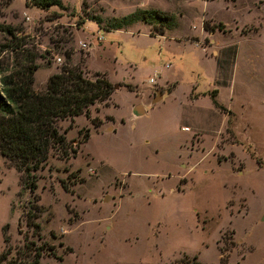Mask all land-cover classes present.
Wrapping results in <instances>:
<instances>
[{
	"label": "rangeland",
	"instance_id": "obj_1",
	"mask_svg": "<svg viewBox=\"0 0 264 264\" xmlns=\"http://www.w3.org/2000/svg\"><path fill=\"white\" fill-rule=\"evenodd\" d=\"M149 9L167 18L101 28ZM7 27L36 90L66 62L116 87L58 121L73 151L35 188L0 154L1 264H264V0H0L5 73Z\"/></svg>",
	"mask_w": 264,
	"mask_h": 264
},
{
	"label": "trees",
	"instance_id": "obj_2",
	"mask_svg": "<svg viewBox=\"0 0 264 264\" xmlns=\"http://www.w3.org/2000/svg\"><path fill=\"white\" fill-rule=\"evenodd\" d=\"M28 1L42 9L59 4V0ZM150 16L159 20L167 18L157 10H141L117 18L101 28L107 31L120 29L137 18L149 22ZM96 23L99 21L96 20ZM163 29L164 24L158 32L162 34ZM6 30L10 36V43L6 46L20 53L21 60L6 73L0 70V154L13 162L15 168L22 172L27 186L33 189L36 187L35 171L44 166L52 153L68 159L73 151L60 131L58 121H72L79 114L88 116L90 105L107 102L114 87L104 75L96 72L93 78H88L79 66H70L66 62L47 77L42 90H36L33 83L34 71L38 67L35 62L37 55L23 48L21 38L13 29L7 27ZM64 55L66 61L69 60L70 53L65 51ZM213 102L216 103L215 100ZM86 137L87 134H84L83 139ZM34 226L38 227L37 224ZM4 240L7 241V238ZM24 246L27 247V244ZM39 250H35L30 259L18 264H41ZM7 253L0 254V261L6 258Z\"/></svg>",
	"mask_w": 264,
	"mask_h": 264
},
{
	"label": "built area",
	"instance_id": "obj_3",
	"mask_svg": "<svg viewBox=\"0 0 264 264\" xmlns=\"http://www.w3.org/2000/svg\"><path fill=\"white\" fill-rule=\"evenodd\" d=\"M95 37H96V40H101L103 38V34H97ZM79 44L81 47H86V48H88L91 45V43H88L85 41H80ZM56 59H57V61H59L60 57H57ZM164 66H169V64H165ZM158 75H159V70L154 69L152 74L148 78V82L151 84H154L155 79L158 77Z\"/></svg>",
	"mask_w": 264,
	"mask_h": 264
},
{
	"label": "water",
	"instance_id": "obj_4",
	"mask_svg": "<svg viewBox=\"0 0 264 264\" xmlns=\"http://www.w3.org/2000/svg\"><path fill=\"white\" fill-rule=\"evenodd\" d=\"M113 87L115 88L116 85L114 84ZM157 93H158V95H159V97H160V92L157 91ZM143 112H144V109L142 108V106H141L140 104H137V105H135V106L133 107V113H134L135 115H140V114H142ZM263 218H264V216H263Z\"/></svg>",
	"mask_w": 264,
	"mask_h": 264
},
{
	"label": "crops",
	"instance_id": "obj_5",
	"mask_svg": "<svg viewBox=\"0 0 264 264\" xmlns=\"http://www.w3.org/2000/svg\"><path fill=\"white\" fill-rule=\"evenodd\" d=\"M164 33V32H163ZM134 114V113H133ZM135 115V114H134Z\"/></svg>",
	"mask_w": 264,
	"mask_h": 264
}]
</instances>
